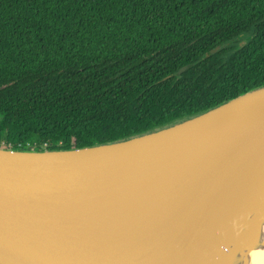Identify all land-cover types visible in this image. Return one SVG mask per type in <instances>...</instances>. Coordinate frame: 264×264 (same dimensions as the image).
Listing matches in <instances>:
<instances>
[{"label": "water", "instance_id": "95a60500", "mask_svg": "<svg viewBox=\"0 0 264 264\" xmlns=\"http://www.w3.org/2000/svg\"><path fill=\"white\" fill-rule=\"evenodd\" d=\"M263 222L264 85L114 142L0 146V264H234Z\"/></svg>", "mask_w": 264, "mask_h": 264}, {"label": "trees", "instance_id": "16d2710c", "mask_svg": "<svg viewBox=\"0 0 264 264\" xmlns=\"http://www.w3.org/2000/svg\"><path fill=\"white\" fill-rule=\"evenodd\" d=\"M261 85L264 0H0V146L114 142Z\"/></svg>", "mask_w": 264, "mask_h": 264}, {"label": "bare ground", "instance_id": "6f19581e", "mask_svg": "<svg viewBox=\"0 0 264 264\" xmlns=\"http://www.w3.org/2000/svg\"><path fill=\"white\" fill-rule=\"evenodd\" d=\"M257 237L259 238V242L256 247L246 257L241 253L237 254L234 259V264H264V245L261 244L262 239L264 240V222Z\"/></svg>", "mask_w": 264, "mask_h": 264}, {"label": "rangeland", "instance_id": "374dc122", "mask_svg": "<svg viewBox=\"0 0 264 264\" xmlns=\"http://www.w3.org/2000/svg\"><path fill=\"white\" fill-rule=\"evenodd\" d=\"M244 39H246V36H243V37L239 38V39L236 41V43L238 44L239 42H241V41L244 40Z\"/></svg>", "mask_w": 264, "mask_h": 264}]
</instances>
